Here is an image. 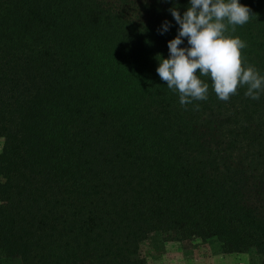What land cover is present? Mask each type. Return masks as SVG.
<instances>
[{"label":"trees","instance_id":"1","mask_svg":"<svg viewBox=\"0 0 264 264\" xmlns=\"http://www.w3.org/2000/svg\"><path fill=\"white\" fill-rule=\"evenodd\" d=\"M239 2L225 35L264 75V0ZM189 6L0 0V264H144L154 233L264 264V93L223 102L200 76L181 106L156 72Z\"/></svg>","mask_w":264,"mask_h":264},{"label":"clouds","instance_id":"2","mask_svg":"<svg viewBox=\"0 0 264 264\" xmlns=\"http://www.w3.org/2000/svg\"><path fill=\"white\" fill-rule=\"evenodd\" d=\"M169 11L179 25L178 35L168 41L169 58L157 55L156 72L169 90L179 94L181 106L208 99L209 85L200 76L210 77L220 101H229L242 86H246V97L259 100L264 93V75L254 66L244 65L241 50L247 47L246 42L225 35L229 26L235 32L236 26L248 23L249 7L239 0H190L183 16L176 7ZM169 27L165 21L161 34ZM185 38L189 47H179Z\"/></svg>","mask_w":264,"mask_h":264},{"label":"rangeland","instance_id":"3","mask_svg":"<svg viewBox=\"0 0 264 264\" xmlns=\"http://www.w3.org/2000/svg\"><path fill=\"white\" fill-rule=\"evenodd\" d=\"M2 140H0V149ZM144 264H259L254 250L247 253H222L215 240L165 241L159 233L152 234L142 246ZM4 264H18L8 260Z\"/></svg>","mask_w":264,"mask_h":264}]
</instances>
